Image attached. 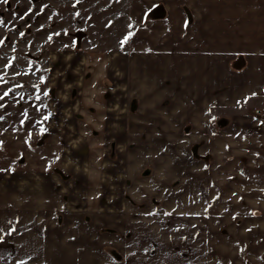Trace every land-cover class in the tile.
Returning a JSON list of instances; mask_svg holds the SVG:
<instances>
[{"label":"crops","instance_id":"0c3cea01","mask_svg":"<svg viewBox=\"0 0 264 264\" xmlns=\"http://www.w3.org/2000/svg\"><path fill=\"white\" fill-rule=\"evenodd\" d=\"M126 14L121 53L52 59L67 88L48 73L40 128L0 117V264H264V0ZM99 143L138 144L127 185L99 182ZM182 210L185 232L157 230Z\"/></svg>","mask_w":264,"mask_h":264},{"label":"rangeland","instance_id":"374dc122","mask_svg":"<svg viewBox=\"0 0 264 264\" xmlns=\"http://www.w3.org/2000/svg\"><path fill=\"white\" fill-rule=\"evenodd\" d=\"M126 13L127 0H7V3L0 0V117L15 120L20 130L40 128L47 114L48 94L44 93L51 81L48 73L52 71L56 76L53 80L64 77L59 82L64 87L67 85L66 74H60L59 68H51L54 67L52 59L76 53L78 58L84 59V66H91V56L121 53L126 46V42L121 44L126 37ZM119 76L123 78L118 71L117 80ZM88 145L83 141L77 146L86 152ZM108 145L99 143L98 163L93 166L100 169L99 182L107 183L112 191L117 184L127 185L132 181L124 166L127 165L128 147L132 149L138 144H127L126 147L124 143H112L107 150ZM227 168L224 174L215 175L222 183L236 171L234 164L229 163ZM150 170L145 166L135 175L146 177ZM90 179L88 171L84 172L83 180ZM177 186L178 180L172 186V190L176 189L177 200L186 198L188 192H178ZM211 195L215 197L213 190ZM184 211L173 216L170 211L162 213L161 219L157 218L162 221L157 224V230L162 224L163 232H185L187 216ZM150 228L152 225L148 223L147 229ZM167 241L171 243L172 240H164V246ZM181 241L185 246L186 240Z\"/></svg>","mask_w":264,"mask_h":264},{"label":"snow or ice","instance_id":"6c2138e0","mask_svg":"<svg viewBox=\"0 0 264 264\" xmlns=\"http://www.w3.org/2000/svg\"><path fill=\"white\" fill-rule=\"evenodd\" d=\"M4 2L7 3V0H4ZM21 35H23V33H21ZM131 35H132V33H129L128 36H126L124 38V40L121 41V44L125 43L131 37ZM4 95L6 96V95H8V93H5ZM44 95H47V93H44ZM37 99H39V96H37ZM45 119H47V117H45ZM213 119H215V118H213ZM41 131L43 132L44 129H41Z\"/></svg>","mask_w":264,"mask_h":264}]
</instances>
